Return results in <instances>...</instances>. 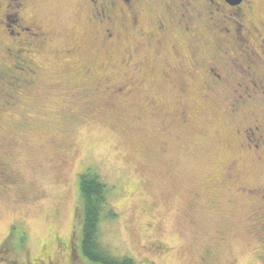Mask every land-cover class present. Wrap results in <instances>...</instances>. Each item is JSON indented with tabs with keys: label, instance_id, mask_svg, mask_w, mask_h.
<instances>
[{
	"label": "rangeland",
	"instance_id": "obj_1",
	"mask_svg": "<svg viewBox=\"0 0 264 264\" xmlns=\"http://www.w3.org/2000/svg\"><path fill=\"white\" fill-rule=\"evenodd\" d=\"M253 2L264 20V0ZM161 9L160 0H139L136 25L118 28L110 44L81 0L40 1L36 13L54 39L38 56L36 83L0 79V171L8 176H0V264H98L80 250L78 179L88 168L110 189L98 242L112 257L202 264L212 245L215 264H264L263 212L238 195L228 202L215 184L238 158L231 109L248 84L205 86L199 76L164 85L152 44ZM196 48L204 63L215 53ZM129 81L113 101L95 85ZM254 97L251 89L243 97L249 111ZM254 179L264 182V168L249 170ZM57 239L71 242V256Z\"/></svg>",
	"mask_w": 264,
	"mask_h": 264
},
{
	"label": "flooded vegetation",
	"instance_id": "obj_2",
	"mask_svg": "<svg viewBox=\"0 0 264 264\" xmlns=\"http://www.w3.org/2000/svg\"><path fill=\"white\" fill-rule=\"evenodd\" d=\"M40 1L43 0H0V79L5 81L6 86L12 85L13 81L17 86L18 83H36L38 56L51 46L54 39L44 30L36 13ZM138 1L81 0L82 5L89 7V22L102 26V42L110 44L117 38L118 28L125 31L136 25ZM160 5L159 14L153 16L156 34L152 44L154 56L161 60L158 74L164 85L186 84L189 78L199 76L205 86L224 83L228 78L230 85L248 84L233 103L236 111L231 109L230 126L237 141L238 158L224 168V178L215 184L230 203L236 195L248 206L251 199L255 211L263 212L258 223L264 226V182L254 179L249 183V170L264 168V20H256L253 0H240L235 4L227 0H160ZM180 45L183 46L182 51ZM197 45L204 51H215L208 54L206 63L202 60L206 55H199ZM142 59L145 61L146 57ZM219 67L226 73L225 77L216 72L221 70ZM84 72L90 73L91 69L84 68ZM95 85L99 93L113 101L133 83L129 81L123 86ZM250 89L255 95V107L249 111V102L243 97L249 96ZM85 92L84 95H87ZM112 104L116 105L115 102ZM182 113L185 115V112ZM183 118L186 116H180L184 122ZM174 122L172 119L170 124ZM0 176L8 177L1 171ZM197 200L196 196L193 205H199ZM246 230L249 232V224ZM57 245L71 256L73 247L70 241L57 239ZM218 253V248L205 245L199 260L202 264H215ZM44 264L58 262L47 257Z\"/></svg>",
	"mask_w": 264,
	"mask_h": 264
},
{
	"label": "trees",
	"instance_id": "obj_3",
	"mask_svg": "<svg viewBox=\"0 0 264 264\" xmlns=\"http://www.w3.org/2000/svg\"><path fill=\"white\" fill-rule=\"evenodd\" d=\"M80 196V250L84 258L98 264H134L130 257L114 258L98 242V223L107 203L110 189L91 169H86L78 179ZM107 216L112 217L111 211Z\"/></svg>",
	"mask_w": 264,
	"mask_h": 264
},
{
	"label": "water",
	"instance_id": "obj_4",
	"mask_svg": "<svg viewBox=\"0 0 264 264\" xmlns=\"http://www.w3.org/2000/svg\"><path fill=\"white\" fill-rule=\"evenodd\" d=\"M227 1L235 4V3L239 2L240 0H227Z\"/></svg>",
	"mask_w": 264,
	"mask_h": 264
}]
</instances>
